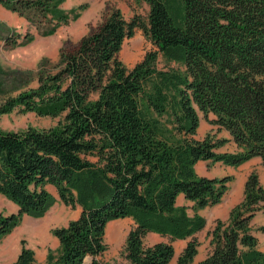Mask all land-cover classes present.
Listing matches in <instances>:
<instances>
[{
    "label": "trees",
    "instance_id": "1",
    "mask_svg": "<svg viewBox=\"0 0 264 264\" xmlns=\"http://www.w3.org/2000/svg\"><path fill=\"white\" fill-rule=\"evenodd\" d=\"M145 19L126 20L118 9L73 50L61 67L40 74L38 87L10 98L0 115L19 109L59 118L48 129L0 130V195L17 207L0 214V238L26 215L42 216L54 199L80 208L54 228L56 252L45 264L103 263L108 223L130 218L124 264H169L170 242L146 245L149 233L188 240L177 264H264L252 220L264 211V188L251 172L243 199L217 220L209 252L194 263V235L205 227L197 213L177 205L180 195L195 210L218 205L230 177L197 175L198 161L237 167L259 157L264 164V0H137ZM60 0H0V4L52 34L70 20ZM75 17L72 16V19ZM141 29L155 50L131 69L118 59L125 39ZM159 55L181 67L159 69ZM229 133L235 152H217L226 139H196L200 117ZM264 235V225L258 227ZM11 264H37L24 246Z\"/></svg>",
    "mask_w": 264,
    "mask_h": 264
},
{
    "label": "rangeland",
    "instance_id": "2",
    "mask_svg": "<svg viewBox=\"0 0 264 264\" xmlns=\"http://www.w3.org/2000/svg\"><path fill=\"white\" fill-rule=\"evenodd\" d=\"M59 9L70 15L67 24H61L50 35H43L46 24H34L25 17L11 12L0 4V106L7 103L10 98L17 97L20 93L36 89L40 74L56 73L61 67L60 54L62 51L73 50L79 40L91 33L109 15L118 9L126 20L134 17L146 18L148 6L137 0H60ZM72 16L75 18L72 19ZM155 50L153 44L147 39L141 29L136 28L131 38L125 39L117 59L128 69L140 62L150 51ZM159 69L183 67L165 61L161 55L157 60ZM200 129L198 135L201 139L210 135L215 137L219 130L213 126L209 119L199 114ZM59 118L39 116L34 112H22L15 109L10 113L0 115L1 131H23L28 128L48 129L54 127ZM200 139V140H201ZM216 139V138H215ZM224 148L221 147V150ZM229 149V147L227 148ZM219 168V169H218ZM213 170L215 178L227 177L224 168ZM196 172V171H195ZM239 171V173H243ZM257 174L255 170H253ZM198 175V174H197ZM227 183V191L221 202L213 207L195 210L193 203L181 198L178 206H183L189 216L198 214L205 219V227L194 235L198 243L197 255L194 263L202 260L209 252L210 231L217 220L226 221L230 210L239 203L240 195L234 190L236 179ZM45 189L50 192L54 201L49 209L40 217L24 215L20 223L10 234L0 238V264L14 262L22 248L34 252L37 264H45L49 250L56 252L58 241L53 236L52 230L66 226L80 214V208L74 209L60 202L56 190L51 185ZM17 212L11 201L0 196V214L10 215ZM253 234L258 240V248L264 252V235L258 231L259 225L252 223ZM134 226L130 218H124L108 223L105 229L104 242L106 251L100 257L103 263L118 262L124 264L122 257L125 239ZM189 240V239H188ZM188 240H170L168 237L147 235L144 238L146 245L156 242H170L174 247V257L169 264H177V257L185 247Z\"/></svg>",
    "mask_w": 264,
    "mask_h": 264
},
{
    "label": "crops",
    "instance_id": "3",
    "mask_svg": "<svg viewBox=\"0 0 264 264\" xmlns=\"http://www.w3.org/2000/svg\"><path fill=\"white\" fill-rule=\"evenodd\" d=\"M202 115V114H201ZM203 116V115H202ZM209 120L215 119V117L212 114L208 115ZM213 125V124H212ZM201 123L199 122V127L197 129L196 135L194 138L201 139L198 135V130L200 129ZM216 127V131L219 130V134L215 136L216 139H226L227 142L222 147L224 148L221 150V147L217 149V152H235L237 150L236 144L233 142L231 136L229 133L223 129L218 128V126L213 125ZM229 147V149H227ZM222 167L223 170L226 172L225 175L232 176L233 179H236V185L234 187V190L237 189V194L240 195L239 202L243 199L244 195V184L248 177V175L255 170L257 172V176L259 179L260 185L264 188V164L262 163L261 159L259 157H254L248 160L247 162L237 166H227L220 162L212 163L211 161H198L194 168L196 173L199 176L207 177V178H215L216 176L213 174V170L215 168ZM219 169V168H218ZM243 173H239V171H243ZM1 196V195H0ZM3 197V196H2ZM184 197L180 195L177 199H181ZM12 203V202H11ZM12 206L16 207L15 204L12 203ZM17 208V207H16ZM252 223H255L259 226L264 225V211L258 212L255 217L252 220ZM159 236L154 233H149V235Z\"/></svg>",
    "mask_w": 264,
    "mask_h": 264
}]
</instances>
